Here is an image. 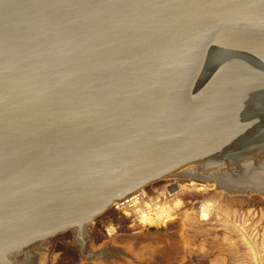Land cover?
I'll list each match as a JSON object with an SVG mask.
<instances>
[{"label": "water", "instance_id": "water-1", "mask_svg": "<svg viewBox=\"0 0 264 264\" xmlns=\"http://www.w3.org/2000/svg\"><path fill=\"white\" fill-rule=\"evenodd\" d=\"M214 153L264 193V0H0V264Z\"/></svg>", "mask_w": 264, "mask_h": 264}, {"label": "rangeland", "instance_id": "rangeland-1", "mask_svg": "<svg viewBox=\"0 0 264 264\" xmlns=\"http://www.w3.org/2000/svg\"><path fill=\"white\" fill-rule=\"evenodd\" d=\"M177 170L140 187L134 208L106 207L82 229L5 252L4 259L22 260L29 248L31 264H264V193L181 180ZM148 205L166 220L142 222L138 211Z\"/></svg>", "mask_w": 264, "mask_h": 264}, {"label": "built area", "instance_id": "built-area-1", "mask_svg": "<svg viewBox=\"0 0 264 264\" xmlns=\"http://www.w3.org/2000/svg\"><path fill=\"white\" fill-rule=\"evenodd\" d=\"M140 199V195L137 196V199H132V197H123L121 199H118L116 202L110 204V208L111 209H114L116 211H124V210H130L133 206H136L138 204V201ZM150 205H148L145 209L143 210L142 209V213L144 214H147V216L151 217L153 219L152 222H148V221H145V223H153L155 222L156 220H166L167 216L162 214V213H154L152 214L150 212ZM139 217V215H138ZM106 232L108 235H111L112 233L109 232V229H106Z\"/></svg>", "mask_w": 264, "mask_h": 264}, {"label": "bare ground", "instance_id": "bare-ground-1", "mask_svg": "<svg viewBox=\"0 0 264 264\" xmlns=\"http://www.w3.org/2000/svg\"><path fill=\"white\" fill-rule=\"evenodd\" d=\"M220 157V156H219ZM213 160H216V157H206V158H204V160H202L201 159V161H202V164L203 165H205V164H207L209 161H213ZM198 166V165H197ZM194 167V165L193 166H191L190 164L189 165H185V166H182V167H180V169L179 170H177L178 172L176 173L175 172V174H177L176 176H179V171H181V170H185V169H189V168H193ZM174 173V172H173ZM173 175V174H172ZM210 185H213L212 183H209V186ZM215 185V184H214ZM137 191V190H136ZM136 191H134V192H127L126 194H124L123 196L125 197V196H127V197H132V199H137V196L138 195H140V193H136ZM217 191V190H216ZM123 196H120V197H123ZM119 198H114V200L113 201H111V203H109V208H110V204H112V203H114V202H116L117 200H118ZM132 208H134V206L132 207ZM139 215V219L143 222H145V221H148V222H152L153 221V219L151 218V217H149V216H147V214H144V213H142V210H139L138 211V214H137V216ZM76 231V230H75ZM76 235V234H75ZM77 237V236H76ZM82 241V240H81ZM80 241V242H81ZM13 251V250H12ZM9 252V251H8ZM8 254V253H7ZM12 255V254H11ZM7 258V257H6ZM5 260V259H4Z\"/></svg>", "mask_w": 264, "mask_h": 264}, {"label": "crops", "instance_id": "crops-1", "mask_svg": "<svg viewBox=\"0 0 264 264\" xmlns=\"http://www.w3.org/2000/svg\"><path fill=\"white\" fill-rule=\"evenodd\" d=\"M146 263V261H143V264H145Z\"/></svg>", "mask_w": 264, "mask_h": 264}]
</instances>
